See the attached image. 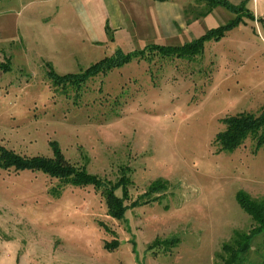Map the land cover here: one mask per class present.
<instances>
[{
    "label": "rangeland",
    "instance_id": "374dc122",
    "mask_svg": "<svg viewBox=\"0 0 264 264\" xmlns=\"http://www.w3.org/2000/svg\"><path fill=\"white\" fill-rule=\"evenodd\" d=\"M13 1L0 0V147L52 156L55 142L100 180L130 182L127 195L114 191L125 197L114 217L92 185L0 166V264H221V246L254 225L238 191L264 200V141H215L226 117L264 110V0H227L244 8L198 18L196 0H144L121 29L84 18L81 0ZM230 21L199 51L150 45H183ZM125 54L79 83L49 74ZM233 264H264V234Z\"/></svg>",
    "mask_w": 264,
    "mask_h": 264
},
{
    "label": "trees",
    "instance_id": "16d2710c",
    "mask_svg": "<svg viewBox=\"0 0 264 264\" xmlns=\"http://www.w3.org/2000/svg\"><path fill=\"white\" fill-rule=\"evenodd\" d=\"M196 1L202 5V9L197 12L194 18L207 14L217 5H224L232 10L244 8V3L233 6L229 4L227 0ZM234 23L235 22L230 21L227 24L211 28L198 38L183 45H150L157 51L163 52L165 55L175 53L180 55L181 52L185 50H190L192 52L199 51L202 49L203 42L206 39L219 38L225 33L226 29L231 27ZM141 51L142 50L136 53H141ZM136 53L134 52V54ZM134 54H125L120 56L121 58L119 59L105 56L89 65L83 73L79 74L65 73L59 75L52 70V73L49 71V74L58 82L79 83L99 72H105L115 65L128 61ZM223 122V130L218 131L215 135V141L219 144L220 149L232 150L247 136L256 138L257 144H262L264 141V110L258 115L250 112H239L226 117ZM52 149V156H22L13 152L11 149L0 147V166L4 168L13 167L15 170L26 168L42 170L50 176L57 177L62 185H92L104 195L108 213L114 217L122 216L125 210V197H123V193L125 192L127 195V185L130 182L128 177L122 175L116 183L109 184L107 181L100 180L95 174L87 172L85 166H77L67 161L55 142L52 143ZM118 187H121L123 190L122 196H117L114 193L115 189ZM237 199L241 207L253 219L254 225L247 232L235 231L231 240L221 246L220 252L217 253V256L222 261L221 264H233L238 258L239 252L242 254L247 250L249 242L254 235L259 233L264 234V200L251 197L243 191H238Z\"/></svg>",
    "mask_w": 264,
    "mask_h": 264
},
{
    "label": "crops",
    "instance_id": "0c3cea01",
    "mask_svg": "<svg viewBox=\"0 0 264 264\" xmlns=\"http://www.w3.org/2000/svg\"><path fill=\"white\" fill-rule=\"evenodd\" d=\"M14 1L13 4H15ZM142 2L144 4V0H81L80 3L83 4V7L80 13L83 14L84 18L99 19L100 25L105 24V28L109 27L108 21L112 19L113 24L110 26L114 29H121L127 27V12H132L133 8ZM156 3H162L165 7L166 4L163 3L168 5L169 0Z\"/></svg>",
    "mask_w": 264,
    "mask_h": 264
}]
</instances>
